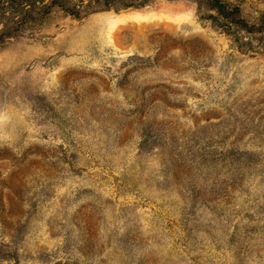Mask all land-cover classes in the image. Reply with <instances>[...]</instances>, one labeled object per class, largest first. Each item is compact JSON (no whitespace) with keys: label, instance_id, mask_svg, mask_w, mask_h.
Returning a JSON list of instances; mask_svg holds the SVG:
<instances>
[{"label":"rangeland","instance_id":"1","mask_svg":"<svg viewBox=\"0 0 264 264\" xmlns=\"http://www.w3.org/2000/svg\"><path fill=\"white\" fill-rule=\"evenodd\" d=\"M0 264H264V0H0Z\"/></svg>","mask_w":264,"mask_h":264}]
</instances>
